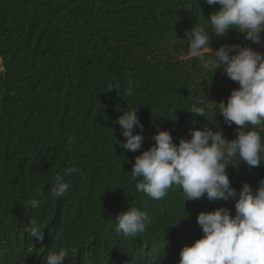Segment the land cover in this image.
Segmentation results:
<instances>
[{"label": "trees", "instance_id": "1", "mask_svg": "<svg viewBox=\"0 0 264 264\" xmlns=\"http://www.w3.org/2000/svg\"><path fill=\"white\" fill-rule=\"evenodd\" d=\"M218 7L204 0H0V264H47L61 247L69 249L65 264H149L153 256L178 264L181 249L203 235L200 212L226 207L235 215L232 200L185 201L176 186L153 200L131 179L135 157L155 143L158 129L177 144L203 127L236 138L238 126L225 125L215 105L239 85L188 55L186 33L206 27ZM223 44L264 52L235 30L211 41L212 49ZM193 106L205 116L188 112ZM131 109L144 125L137 152L114 143L125 139L114 121ZM253 130L264 138V127ZM232 163L237 192L244 183L258 187L264 163ZM68 167L80 173L64 176L69 191L54 197L55 178ZM33 198L41 206L26 209ZM130 207L147 216L135 239L115 231L116 215ZM31 219L47 226L43 241L27 235Z\"/></svg>", "mask_w": 264, "mask_h": 264}, {"label": "clouds", "instance_id": "2", "mask_svg": "<svg viewBox=\"0 0 264 264\" xmlns=\"http://www.w3.org/2000/svg\"><path fill=\"white\" fill-rule=\"evenodd\" d=\"M207 5L219 7L207 19L206 27L188 31V55L197 58L205 71L221 69L223 74L239 87L231 90L227 101L216 103L225 125L238 126L234 139H228L222 129L210 127L193 129L190 139L173 141L167 130H157L150 137L155 143L135 157L131 179L139 180L136 191H142L153 200H160L173 186L182 189L185 201H234L235 215L230 209L218 207L200 212L197 216L203 233L190 246L180 251L178 264H264V178L253 188L244 183L237 192L231 186L229 165L234 158L249 168L264 163V138L256 129L264 127V52L240 44H223L213 51L211 41L225 37L230 30L243 39L264 48V0H204ZM210 57V58H208ZM6 66L0 60V74ZM111 87L108 90H111ZM132 94V89H128ZM138 109L123 112L114 123L121 126L125 139L114 143L123 150L137 152L143 147L144 125L138 118ZM188 112L205 116V108L193 106ZM217 115V113H216ZM215 115V116H216ZM139 128L140 131H135ZM80 173L77 167H68L56 176L51 188L54 197L69 191L64 176ZM42 202L30 199L27 208L36 209ZM146 214L130 207L116 215L115 231L126 239H135L145 231ZM47 227V226H45ZM31 219L26 233L32 241H43L44 229ZM34 247V244H33ZM69 249L61 247L44 259L47 264H65ZM149 264H160L153 256Z\"/></svg>", "mask_w": 264, "mask_h": 264}, {"label": "rangeland", "instance_id": "3", "mask_svg": "<svg viewBox=\"0 0 264 264\" xmlns=\"http://www.w3.org/2000/svg\"><path fill=\"white\" fill-rule=\"evenodd\" d=\"M217 49V48H216ZM215 49H213V51H214Z\"/></svg>", "mask_w": 264, "mask_h": 264}]
</instances>
